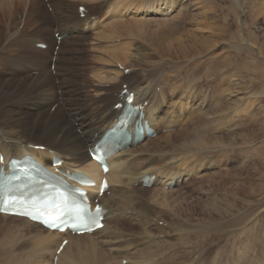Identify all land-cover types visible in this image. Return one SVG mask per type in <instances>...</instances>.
I'll use <instances>...</instances> for the list:
<instances>
[{"label": "bare ground", "instance_id": "bare-ground-1", "mask_svg": "<svg viewBox=\"0 0 264 264\" xmlns=\"http://www.w3.org/2000/svg\"><path fill=\"white\" fill-rule=\"evenodd\" d=\"M45 1L51 7L52 15L46 9ZM77 1L81 3L84 0H0V156L3 157L0 170L3 169V173H8L7 165L11 158L20 159L24 155H29L39 164L50 166L49 172L66 183H74L72 178L78 173L82 174L94 182V186L88 189L89 200L93 202L97 199L106 210L104 226L91 234L77 236L68 232L61 234L48 231L25 218L0 214V264H53L54 258L55 264H164L167 258L161 257L164 255L161 253V242L165 236H169L170 231L175 234L180 233L184 238L181 247L183 244L187 246L185 250L171 253L169 264H204L205 262L264 264V258H260L264 254V200L255 201L257 196L264 197V154H253L250 160L248 155L245 156L250 165L245 161L248 165L241 166L240 171L234 174H231V171H217L201 175L200 171H195V168L203 167L201 164L196 167L198 162L195 161L194 169L187 164L188 153L202 154L203 158L206 154L213 153L215 156H222L228 162V153L224 150L220 153V147H223L222 149L229 147L230 142L238 137H241L242 144L248 141V136L231 134L234 126L231 122L234 112L238 109L232 105L234 103L231 100L232 94L237 92L233 90L235 84L231 83L229 77H231L230 71L236 65L233 66L231 63L229 64L231 68L227 65L223 71L211 74L204 70V62L198 60V55H208V48L215 46L212 40L214 33L210 35L212 39L208 40V37L196 36L194 32L200 34L207 25L218 22L217 10L198 13L197 21H194L196 28L191 32L186 31L183 25L173 24L165 26V29L156 33L163 34V38H171L175 42L174 46L168 44L166 47L168 50L163 49L160 53L167 56L172 52L173 59L176 57L190 60L189 63L193 64L191 72L189 64L180 65L179 70L174 71L167 80L164 77L165 82L164 78H161L164 75L155 70L159 63L145 62V52L135 46L134 42L137 40L130 41L123 44L124 46L120 44L121 47L116 45L120 48H116L119 49L118 53L116 50L113 54L109 53L113 62H117L116 64L123 70L127 69L130 75L113 72L114 74L105 82L110 84L104 87L94 85L100 84L99 82L105 80L104 78L97 75V83H90L86 74L81 72V69L87 67L84 61V52H86L84 41L87 36L81 33L80 29L88 26L87 21H90L91 16L100 9L94 8L90 14V11L84 7V17L80 18ZM93 1L97 7L106 8V12L110 13L111 17L119 18H122L127 11L135 10L136 13L141 8L146 12L150 9L168 14L170 9L177 5V0H150L145 4L144 1L139 3L138 0H134L121 8L124 9L121 12L120 7L116 8L109 0ZM17 5L18 9H16ZM14 10H18V13L15 14ZM184 15L180 17L189 18ZM15 17L17 19L19 17L20 21ZM39 20L42 21L37 26L36 22L39 23ZM134 20L131 28L128 30L125 28L127 32L123 33L124 35L139 37L140 31L133 34L138 25L135 27ZM167 21L169 20L164 19L163 23ZM44 23L48 27L51 26L50 30L57 28L60 36L58 44L57 39L50 35L49 28L46 27V30L43 28ZM181 23L186 22L183 20ZM115 30L116 28L113 29ZM104 33L103 35H106ZM67 34L68 37L65 38ZM40 43L45 45L44 49L37 47ZM55 46H58V49L60 47L58 52H54ZM186 48L190 50L191 57L187 55ZM258 53L259 56L261 54L264 56V49L259 48ZM233 63L236 64L237 61ZM208 64L210 67L213 66V63ZM254 64L251 62V65ZM259 69L254 68L258 70L257 77L263 79L264 74ZM176 79L181 81L180 85L170 88L173 85L171 81ZM122 85L133 93L131 105H144L145 102L142 107V120L154 132L155 138L151 139L152 137L147 136L145 130L133 136V125L127 127L131 134L130 144L105 159L108 166L106 178L109 187L99 197L97 193L102 174L99 165L88 157L87 150L106 128L115 123L120 111L115 110L114 105L120 101L119 93L123 89ZM156 88H159V92H156ZM53 100L54 103L48 105ZM198 100L201 102L196 108L195 104ZM168 102H172V106L174 107L175 104L177 108L173 110L169 107L172 116L161 114L164 110H169L164 108ZM208 114L212 116L211 119L205 118ZM259 115L255 117L259 118ZM185 116L192 122L190 132L184 128L187 123L184 127L182 125L181 118ZM248 116L246 129L250 128L249 132H253L258 127L259 131L264 132V112L262 121L260 118V121H256L258 118L254 119L253 115ZM202 124L208 126L207 131L211 133L226 130V134L231 135L210 136L208 133L200 136L198 132L200 128L198 130L195 127ZM175 125L179 127L176 133L161 134L162 129H169ZM159 139H162V144L157 142ZM263 141L264 139L261 143ZM35 146L44 149L35 150L33 148ZM164 154H167L166 157L163 156ZM52 157L62 161L61 165L52 167ZM146 175L155 176L151 188L142 187L141 182ZM199 175L207 183L205 185L207 188L199 193L205 199H197L201 202L200 211L203 213L201 224L182 217L184 212L192 210L193 202L197 200L186 198L187 196L169 199V194L177 190L180 185L189 179V181L196 179ZM225 178L227 182L222 181ZM216 180H218L217 188L211 195L213 189L210 187ZM209 194L211 198L208 197ZM158 205L167 208L158 210L162 216L166 214L170 217L169 223L161 221V224H167L166 228L159 227L158 221L157 224L153 222L154 218L156 220L160 218L153 216V207ZM132 212L135 214L132 215ZM123 213L127 220L133 221L131 222L133 235L148 238L147 242L150 246L148 249L137 247L141 244L136 243L140 239L133 237L127 239V234L117 226L123 221L121 219ZM240 220L246 222H242L244 225L241 227L233 229L239 225ZM147 225L149 228H146ZM213 237L215 239L212 241ZM242 237L247 239L246 243L242 242ZM122 238L124 240H121ZM230 238H237L238 247L233 243L227 244ZM64 239L67 242L56 255V250ZM223 241L224 243L219 247ZM214 242L219 244L217 251L210 258L212 251L208 250V243ZM206 244L207 248H204ZM131 246L135 247L132 251H130ZM195 254L197 258L193 259Z\"/></svg>", "mask_w": 264, "mask_h": 264}, {"label": "rangeland", "instance_id": "rangeland-1", "mask_svg": "<svg viewBox=\"0 0 264 264\" xmlns=\"http://www.w3.org/2000/svg\"><path fill=\"white\" fill-rule=\"evenodd\" d=\"M109 1L112 2L116 8L120 7V9H121L124 6H126L127 4H130L131 2H133L134 0H131V1L130 0L129 1L128 0H109ZM141 1L142 2L144 1V4H145V2L150 1V0H138L139 3ZM77 2L79 3V6H83L86 9H88L90 11V14H92L91 13L92 9H94V8L100 9L97 11L98 13L96 12L95 15L91 16L90 21H87L89 25L86 27H82L80 29V32L84 33L87 36L86 40L84 41V44H85L84 49L86 51V52H84V61L87 63V64H85L87 66L86 67L87 69L86 68L81 69V72L83 74H86L85 76L87 79H89L90 83L91 82L97 83L98 77L104 78L105 80L100 81L99 82L100 84H94V85H101L104 87H107L108 84H110V83H107V84L105 83L106 79L108 77L112 76L115 72H120V74H121L124 71L123 68L120 67V65L116 64L117 62H113V58H112L111 54H109V53L113 54V53H115V50L117 51L116 53H118V51L120 49L119 47H121V45L124 46L125 44H127L130 41H136L137 40L136 42H134L135 46L140 47V49L143 52H145V56H146L144 59L145 62L155 61V62L159 63L158 65H156L155 70H158L159 73H162V76L164 75L163 77H161L162 79L165 77L167 80L168 76L173 75L174 71L179 70L180 65L189 64V69H190L189 71L191 72V70H192L191 66H193V64L189 63L190 60H181V59H177L176 57H174V59H173V57L171 56L172 52H171V54H168L167 56H163L160 53V52H162L163 49L166 51V49H167L166 47L168 44L174 46L175 42L172 41L171 38H169V39H167L166 37L163 38L164 37L163 34H156V33H159V30H161V29H165V26H167V25L170 26L173 24L183 25L186 31L191 32L196 28V26L194 25L195 24L194 21L196 20V16L198 15V13H202V12H205L208 10L216 9L217 14L221 20L218 17V20H217L218 22H216L214 25H207L200 34L198 32H194L196 36L208 37V40H209V38L212 39L210 37V35H211V33H214V37L212 40L215 43V46L213 48H208L209 49L208 55H198V57H199L198 60L201 62L202 61L204 62V64H205L204 70L207 72L208 71L211 72V74H213L214 72L223 71L224 69H226L227 65L229 66V68H231V66L229 65L231 63L233 66L236 65L230 71L231 77H229V78H231L230 79L231 83L235 84V86H234L235 89H233V90L235 92H237L236 94L233 93L234 95L232 94L231 100H232V102H234L232 105H235L238 109L234 112L235 115H234L232 122H231V125L232 126L234 125L232 127L233 131L231 132V134H240L242 137L248 136L247 137L248 141L246 140L247 142L242 144V142L240 141L241 137H238V138H236L230 142L231 145L229 147L224 148V149H222L223 147H220V150H221L220 153H222L223 150L226 153H228L227 154L229 156V159H227L228 162H226L225 158H223L222 156L218 157V155L215 156V155H213V153H212V155L210 153L206 154V156H205L206 158L205 157L203 158L202 154L188 153L187 154V156H188L187 164L189 165V167H193V165H195V164H193L195 161L198 162L196 164V167H198L201 164L203 167H201V168L199 167L200 169L195 168V171H200L201 175L202 174H212L213 172H217V171H219V172L220 171H231L230 173L234 174V173H236V171H240L239 168L241 166H243V165L245 166V165L249 164L248 160H250L252 158L253 154H256V153L257 154H264V141H263V143H261L262 139H264V132L261 130L259 131L258 127H256L253 132H249L250 128L246 129V127H245L246 126L245 124L248 123V118H249L248 115H251V116L253 115L254 119H255V118H258V117H255L256 115H259V114L263 115V112H264L263 111L264 110V78L259 79V77H257L258 70H254V68H256V67L260 68L259 71L263 72L262 74H264V56H262V54H261V56H259V53H258L259 48L264 49V0H177V5L174 6L172 10L170 9L168 14L165 12H159V11L156 12L155 10L152 11L150 9H148L146 12L145 10H143L144 8H141V9H138L136 13H134L135 10H130L131 12L127 11V13L122 16V18L111 17V14L106 12V10H107L106 8L97 7V4H95V1H93V0L92 1L88 0V3H87V0H84L81 3H80V1H77ZM92 4L93 5L95 4V6H93ZM45 5H46V9L48 10V12L52 15L51 7L48 6L46 1H45ZM17 7H18V5L16 6V9H18ZM161 9H163V7H161ZM123 11H124V9L121 12H123ZM218 11H219V13H218ZM14 13L17 14L18 10H14ZM93 13H94V11H93ZM184 14H186V15H184ZM182 15H184L186 17L188 16L189 18L182 19L180 17ZM174 16H176V17H174ZM132 17L134 19L136 18V20H134ZM225 17L227 18V20H225L226 19ZM130 19L134 20L135 27L138 24L137 25L138 30H137V28H135V31L133 32V34H135V33L137 34L140 31L139 37L136 35H130L129 36L127 34H125V35L123 34V33H126L127 32L126 30H128V28H131L130 26H132V24H133V21L131 20L132 21L131 22ZM146 19H148V20L146 21ZM164 19L169 20V21L163 23ZM16 20L20 21L19 17H18V19L16 18ZM183 20L186 23L182 24L181 22H183ZM41 21L39 20L38 21L39 23L36 22V25L39 26V24H41ZM124 21L126 22V24ZM127 21H128V23H127ZM136 21H139V22H136ZM140 21H142V22H140ZM117 23H118V25H117ZM158 23H159V26H158ZM168 23H170V24H168ZM125 25H127L128 27H126ZM154 25H155L157 30L153 29V28H155ZM46 27H48V25H46L44 23L43 28L45 30L47 29ZM48 28H49L50 35L51 36L53 35V37L55 39L57 38V41H58L57 44H58L59 40H60V36H58L59 32H57V28L54 27L53 30H50L51 26H49ZM115 28H116V30L113 31V29H115ZM118 28L119 29L122 28V29L119 30ZM125 28H127V29L125 30ZM147 28H148V31H147ZM208 28H210V29H208ZM118 31H120V32H118ZM76 32L77 31L75 30L74 33H76ZM103 33L106 35H103ZM116 33H117V35H116ZM68 34L65 38L68 37ZM110 34L112 36L114 35L113 38H112V36L109 37ZM243 34H244V36H243ZM47 35H49V34L47 33ZM126 35H127V37L125 38ZM98 36H100V37H98ZM117 36L118 37L120 36L121 38L120 37L118 38ZM131 36H133V37L135 36L134 38H136V39H134ZM58 37H59V39H58ZM109 38H112V39H109ZM100 40H101V42H100ZM108 44H109V46H108ZM116 45H118L119 47ZM106 48H107V50H105ZM116 48H119V49H116ZM59 49H60V47H59ZM59 49H58V46H55L54 52H58ZM171 50H172V48H171ZM103 51L106 53H104ZM108 51H110V52H108ZM186 52H187L188 56H190V57L192 56L190 53V50L188 48H186ZM168 56L170 59L167 58ZM153 57H155V58H153ZM227 57H230V58H227ZM199 61H197V63ZM236 61H237L236 64L233 63ZM251 62H254L255 64L251 65ZM208 63H213L212 64L213 66L210 67ZM90 68L92 71L90 70ZM146 68H148V67H146ZM211 70H213V71H211ZM205 71H203V72H205ZM122 74L129 76L130 72L128 71L127 74H124V73H122ZM97 75H98V77H97ZM243 77H245V78H243ZM165 78H164V81H165ZM103 82H104V84H103ZM171 82H173V85H171L170 88H172L173 86H178V85H180L179 83H181V81L179 79L172 80ZM225 84H226V81H225ZM223 87H224V85H222V88ZM156 92H159V88H156ZM260 92H262V93H260ZM261 99H262V101H261ZM54 101L55 100L49 102L48 105L53 104ZM200 102H201V100H198V102H196V104H195L196 108L199 106ZM172 105H173L172 102H168L167 105L164 106V108L169 109V110L167 111V110L162 109L164 111L161 114L165 113V114L172 116L173 114H170L171 110L169 107H171L172 109L173 108L177 109L175 104H174V107ZM203 105H204V103H203ZM238 105H239V107H238ZM201 110L203 112V106H201ZM262 115H259L260 116L259 118L261 119V121H262V117H263ZM50 117H48V118H50ZM161 117H162V115H161ZM170 117H168V118L170 119ZM211 117L212 116L210 114H208V116H206L205 118L211 119ZM237 118L240 120V122H239V120H237ZM259 118L256 121H260ZM181 121H182L183 127L187 123V126L185 125L184 128H187L188 129L187 131L190 132L189 130H190V128H192L190 123H192V122H190V120L187 119V116L181 118ZM181 121H179V122H181ZM233 121H236V122H233ZM232 123H234V124H232ZM198 126H200V127H198ZM178 128L179 127H177L175 125L174 127H170L169 129H162L160 132H161V134H166V133L174 134V133H176ZM195 128L198 130L200 128V130L198 131L200 136L201 135L204 136L205 134H208V133L210 136L215 135V136L227 137V136L231 135L230 133L226 134L227 133V132H225L226 130L225 131L222 130V131H220V133L215 132V131H212V133H211L210 131H207L208 126H205L204 124L197 125ZM223 134H225V135H223ZM243 135H245V136H243ZM153 138H155V137H153ZM153 138H151V139H153ZM251 141H253V142H251ZM157 142L160 144L163 143L162 139H159V141H157ZM252 146H254V147H252ZM240 147H241V149H240ZM249 148L251 149V151ZM216 149H219V148H216ZM216 149H214V151ZM39 151H42V150H39ZM205 151L207 153V150H205ZM216 153H218V152H216ZM249 153H251V154H249ZM179 154H181V153H179ZM134 155H136V154H134ZM166 155L167 154H164L163 156L166 157ZM247 155L249 158L248 160L245 159V156L247 157ZM230 158H231V160H230ZM253 159H255V158H253ZM256 163L257 162H255V164ZM224 168H225V170H223ZM183 169L184 168H182V170ZM193 169H194V167H193ZM154 174H156V172ZM201 175L197 176L196 179H192L191 181H189L190 180L189 179L183 185H180L177 188L178 191L175 190L173 193L169 194L170 195L169 199H174L176 197L180 198L181 196H184V197L187 196L186 198H190V199H194V200H197L198 198H201L202 200H204L205 198L202 196V194L199 195V193L201 191H204L207 188L205 186V185H207V183L201 177ZM230 178H233V177H230ZM217 181L218 180H216L213 184L211 183L212 187H210V188L213 189L210 193L211 195L213 194V191L217 188V186H216ZM222 181L227 182V179L226 178L222 179ZM247 183L248 182L246 181L245 184H247ZM235 184H237V182ZM183 194H185V195H183ZM210 194L208 195L209 198L212 197ZM215 195H217V192L215 193ZM258 200H264V197L263 196H257L255 201H258ZM198 201L199 200L194 201L192 210L190 212H184L182 217L184 219L187 218V220L189 219V221H191L193 223H200L201 224L203 222V220L201 218L203 213L200 211L201 207H200L199 203H201V202H198ZM160 208H162L164 210L167 209V208L165 209V207L163 208L161 205L153 207V216L154 217L156 216V218H157V216L160 217V218H157L159 220H156L154 218L153 222H155L157 224V221H158L159 227L166 228L167 224L165 223L166 224V226H165V224H161V223L162 222L169 223L170 217L167 216L166 214H164L162 216L161 215L162 213H158L160 211ZM149 209H150V207H149ZM134 214L135 213L132 212V215H134ZM263 216H264V213H263ZM121 219L123 220L122 223L117 224V226L124 233L127 234L126 238L129 239V238L133 237V239H140V241L138 240V242H136L138 244L140 242L141 243V244H139L140 246H137V245H135V246H137L139 248L146 247L148 249L150 247L149 243L147 242L148 238H145L146 236L133 235V232H131V224L133 223V221L127 220L126 217L124 216V213H123ZM242 222H246V221H243V220L238 221L239 225L235 228L233 227V229H236V228L244 225V223H242ZM122 226H124V227H122ZM146 228H149V225H147ZM125 229H128V230H125ZM172 234H174V235L172 236ZM130 235H131V237H130ZM181 236L182 235L180 233L175 234L172 231H170L169 236H167V237L165 236L166 238L164 237L163 239L160 238L163 240L161 242L162 243L161 244V253H162V255L164 254L161 257L167 258L165 260L164 264L170 263L171 253H178V251H182L183 249L185 250V247L187 245L183 244L182 247L180 245V244H182V241L184 239ZM94 238L96 239V237H94ZM244 238L243 237L241 238L242 242H245V240H247ZM214 239H215V237L212 238V241ZM121 240H124V238H122ZM141 241H143V242H141ZM227 241H228L227 244L231 243V245H232V243H233V245L236 244V246L238 247L237 238H232V239L230 238ZM223 243H224V241L221 242L220 244L218 243L219 247ZM218 244H216L215 242L214 243H208V245H209L208 250L211 249V251H212L210 258H212L213 254L217 251L216 249H217ZM104 248H107V247H104ZM204 248H207V244L204 246ZM133 249H135V247H132V249H130V251H132ZM234 253L236 254V252H234ZM109 254H111V253L109 252ZM196 256H197V254H195L193 256V259H196L197 258ZM189 257H190V255H189ZM260 258H264V254L262 256H260ZM221 259H218V261H221ZM204 264H207V262H205Z\"/></svg>", "mask_w": 264, "mask_h": 264}, {"label": "snow or ice", "instance_id": "snow-or-ice-1", "mask_svg": "<svg viewBox=\"0 0 264 264\" xmlns=\"http://www.w3.org/2000/svg\"><path fill=\"white\" fill-rule=\"evenodd\" d=\"M104 186L107 187L106 182H105V185H104ZM9 202H10V201L6 200V201H5V205H6L7 203H9ZM76 211H77V213H84V212L86 211V209H84V208H82L81 206L77 205V206H76ZM96 212L99 213V212H100V209L97 208V209H96ZM87 219H88L90 222H92V223H96L98 227L101 226V225H99L98 221L96 220V218H95L94 216H88ZM89 230H90V229H89Z\"/></svg>", "mask_w": 264, "mask_h": 264}]
</instances>
